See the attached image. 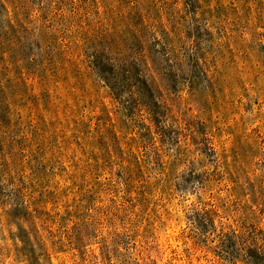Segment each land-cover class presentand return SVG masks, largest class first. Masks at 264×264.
I'll return each instance as SVG.
<instances>
[{"label": "rangeland", "instance_id": "374dc122", "mask_svg": "<svg viewBox=\"0 0 264 264\" xmlns=\"http://www.w3.org/2000/svg\"><path fill=\"white\" fill-rule=\"evenodd\" d=\"M0 264H264V0H0Z\"/></svg>", "mask_w": 264, "mask_h": 264}]
</instances>
